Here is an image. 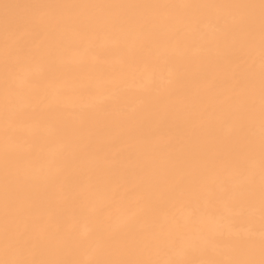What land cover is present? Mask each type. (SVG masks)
<instances>
[{"label": "bare ground", "instance_id": "bare-ground-1", "mask_svg": "<svg viewBox=\"0 0 264 264\" xmlns=\"http://www.w3.org/2000/svg\"><path fill=\"white\" fill-rule=\"evenodd\" d=\"M259 4L0 0V260L258 262Z\"/></svg>", "mask_w": 264, "mask_h": 264}, {"label": "snow or ice", "instance_id": "snow-or-ice-1", "mask_svg": "<svg viewBox=\"0 0 264 264\" xmlns=\"http://www.w3.org/2000/svg\"><path fill=\"white\" fill-rule=\"evenodd\" d=\"M6 7H8L6 5ZM20 7V6H17ZM26 11L25 13L16 21L17 28L21 32L34 29L40 23L43 22V13L44 8L49 7L48 5L34 4L23 6ZM167 7V6H162ZM226 7H238V8H253L255 5H228ZM259 8L261 11V28H262V76H261V104H262V168H261V193H260V207L259 213L262 224L261 232V259L257 262L251 259H232V260H216V259H200V260H188V259H174L163 262V264H264V0H260ZM5 23L7 25L8 18H5ZM198 210L194 209L193 214L196 215ZM137 213L133 212L130 216V222L135 221ZM185 227L180 221H176L175 229L177 232L182 231ZM215 241L214 234H200L195 237L188 249H185V252L188 251H201L206 252L207 246L212 245ZM0 264H69V262H53V261H44V260H29V259H3L0 260ZM71 264H151V262H141V261H99V260H84V261H75Z\"/></svg>", "mask_w": 264, "mask_h": 264}]
</instances>
